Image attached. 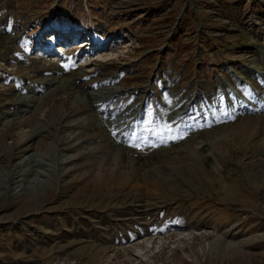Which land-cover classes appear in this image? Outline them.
<instances>
[{"label":"rangeland","instance_id":"374dc122","mask_svg":"<svg viewBox=\"0 0 264 264\" xmlns=\"http://www.w3.org/2000/svg\"><path fill=\"white\" fill-rule=\"evenodd\" d=\"M263 102L264 0H0V264H264Z\"/></svg>","mask_w":264,"mask_h":264},{"label":"bare ground","instance_id":"6f19581e","mask_svg":"<svg viewBox=\"0 0 264 264\" xmlns=\"http://www.w3.org/2000/svg\"><path fill=\"white\" fill-rule=\"evenodd\" d=\"M79 32V31H78ZM81 42V41H80ZM75 43H78V42H75ZM74 43V44H75ZM84 46V45H83ZM74 47V46H73ZM45 83H48V84H54L55 81H51V79H48ZM33 99H30V97H20L19 99L17 98V102H16V105L18 106L17 108H15L13 111H9V115L12 116V117H19L18 114L20 112H22L23 110H27L29 108V106H32L31 103H29V101H32ZM20 106H23V109L20 108ZM16 121V120H15ZM3 126V119L1 120L0 118V129L2 128ZM140 205V204H139ZM143 205V204H142ZM148 207V206H147ZM147 207L143 206L144 209H147ZM143 211V209H142Z\"/></svg>","mask_w":264,"mask_h":264}]
</instances>
